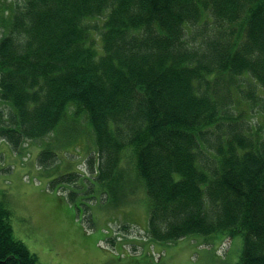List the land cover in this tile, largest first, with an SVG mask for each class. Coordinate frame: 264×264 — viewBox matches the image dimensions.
I'll list each match as a JSON object with an SVG mask.
<instances>
[{
  "label": "trees",
  "instance_id": "obj_1",
  "mask_svg": "<svg viewBox=\"0 0 264 264\" xmlns=\"http://www.w3.org/2000/svg\"><path fill=\"white\" fill-rule=\"evenodd\" d=\"M0 26V138H42L71 106L99 179L131 161L150 241L241 234L238 264H264V134L235 111L264 106V0H23ZM11 214L0 200V264H40Z\"/></svg>",
  "mask_w": 264,
  "mask_h": 264
},
{
  "label": "rangeland",
  "instance_id": "obj_2",
  "mask_svg": "<svg viewBox=\"0 0 264 264\" xmlns=\"http://www.w3.org/2000/svg\"><path fill=\"white\" fill-rule=\"evenodd\" d=\"M22 2L0 0V15ZM239 80L241 86L252 81ZM236 100L235 111L264 134V106ZM0 108L10 111L1 100ZM73 110L54 131L17 149L0 138V200L12 212L13 235L40 264H238L241 234L150 241L148 201L131 161L122 158L114 187L99 179L93 129Z\"/></svg>",
  "mask_w": 264,
  "mask_h": 264
},
{
  "label": "crops",
  "instance_id": "obj_3",
  "mask_svg": "<svg viewBox=\"0 0 264 264\" xmlns=\"http://www.w3.org/2000/svg\"><path fill=\"white\" fill-rule=\"evenodd\" d=\"M120 243H121V245H120V250H121V249L124 248V244H125V243H123V241H121ZM133 244H140V243L136 241V242H133ZM144 246L147 247V244H144Z\"/></svg>",
  "mask_w": 264,
  "mask_h": 264
}]
</instances>
